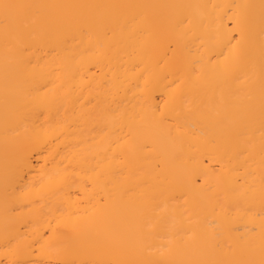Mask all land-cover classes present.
Returning a JSON list of instances; mask_svg holds the SVG:
<instances>
[{
  "label": "bare ground",
  "instance_id": "obj_1",
  "mask_svg": "<svg viewBox=\"0 0 264 264\" xmlns=\"http://www.w3.org/2000/svg\"><path fill=\"white\" fill-rule=\"evenodd\" d=\"M0 264H264V0H0Z\"/></svg>",
  "mask_w": 264,
  "mask_h": 264
}]
</instances>
